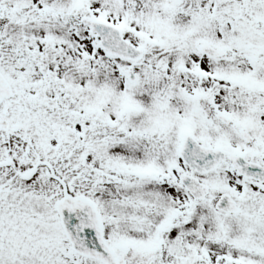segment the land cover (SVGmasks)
I'll use <instances>...</instances> for the list:
<instances>
[{"label": "snow or ice", "instance_id": "obj_1", "mask_svg": "<svg viewBox=\"0 0 264 264\" xmlns=\"http://www.w3.org/2000/svg\"><path fill=\"white\" fill-rule=\"evenodd\" d=\"M0 264H264V0H0Z\"/></svg>", "mask_w": 264, "mask_h": 264}]
</instances>
